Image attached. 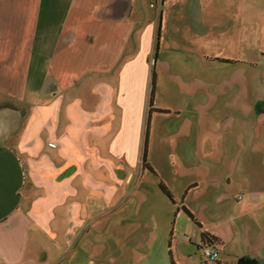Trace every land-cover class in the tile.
<instances>
[{
    "label": "crops",
    "instance_id": "crops-1",
    "mask_svg": "<svg viewBox=\"0 0 264 264\" xmlns=\"http://www.w3.org/2000/svg\"><path fill=\"white\" fill-rule=\"evenodd\" d=\"M159 1L162 9L150 18L134 0H0V151L15 155L23 172L17 204L0 214V264H92L93 255L79 250L84 241L77 236V216L88 213L97 198L120 195L122 179L135 178L136 189L142 183L141 152L152 75L153 108L167 112L153 114L171 113L155 102L159 69L168 66L160 61L161 52L188 50L201 56L204 67L219 69L220 39L253 28L264 15V0H177L182 13L173 16L163 15L165 0ZM26 86L45 90L41 104L20 116L14 102ZM214 102L216 97L210 96L190 107L194 121L211 124L188 129V134L193 133L188 136L192 146L196 139L200 149L219 147L216 140L222 128L213 121L221 114L216 116L212 110ZM260 103L253 107L249 133L251 157L246 163L252 171L244 180L248 185L226 212L229 218L215 217L210 226L202 224L187 198L199 183L215 186L219 180L202 165L204 173L197 170V177L180 179L173 187L148 162L150 127L146 161L171 192L176 208L153 189L149 196L144 189L134 191L130 203L136 198L141 207L166 210L161 230L158 219L148 218L160 237L166 230L173 234L176 214H185L182 207L193 220L191 225L184 223L182 240L172 241L170 236L168 241H154L155 234L149 230L136 237V255L141 248L149 262H166L167 256L169 264L170 260L201 264L200 236L209 234L222 243L216 257L220 264H237L240 258L264 264V101ZM30 123L39 128L28 127ZM167 134L168 141L176 132ZM175 164L181 161L170 163ZM137 166L140 172L135 176L131 173ZM243 222L247 232L250 223L259 232L249 241L240 233ZM228 223L237 241L229 239ZM194 226L199 239L191 231Z\"/></svg>",
    "mask_w": 264,
    "mask_h": 264
},
{
    "label": "rangeland",
    "instance_id": "rangeland-1",
    "mask_svg": "<svg viewBox=\"0 0 264 264\" xmlns=\"http://www.w3.org/2000/svg\"><path fill=\"white\" fill-rule=\"evenodd\" d=\"M134 1L136 7L143 9L142 13L145 17L154 18L156 12L162 9L159 0ZM176 1H164L163 15L173 16L182 13L179 12L182 3ZM256 21L253 28L241 31L239 35L229 38L223 36L220 39L219 69L204 67L200 64L201 56L190 53L188 50H181L182 53L179 51L176 54L168 52L160 54V61H165L168 66L159 69L161 78L157 82L155 102L158 107L171 110V113L151 114L147 139L150 127H153V136L148 151V162L160 170L164 179L170 182L173 187L178 185L176 182L180 179L188 180L193 175L197 177V173H199L197 170L204 173V170L207 169L209 175L214 173L219 180L218 185L210 186L209 182H201L196 188H191L187 198L194 208L196 207L195 212L202 218L204 225L210 226L215 217L229 218L226 212L235 204L237 196H241L242 188L248 185V182L244 180L251 176L252 170L246 162L251 157L249 149L251 135L249 133L254 121L253 107L257 105L256 103L261 102L260 104H262L264 101V30H262L264 15L260 19L257 18ZM230 41L231 44L227 43ZM179 44H183L182 39H179ZM172 57L176 63L169 59ZM44 90L45 87L41 90L34 86L24 87L20 98L14 102L18 109L17 113L21 116L22 112L28 113L33 106H39ZM210 96L216 97L212 110H216V116L221 114L220 118L216 117V120L213 121L222 128L221 136H217L216 141L219 147H216V150L209 146H203L200 149L196 139L194 140L195 145L192 146L188 138L193 135V133L188 134L190 127L198 128L205 125L209 127L211 125L208 119V121L203 120L200 123L197 122L198 118H195L197 121H194L193 115L189 111L191 106L203 104L202 100L205 98L207 100ZM257 100L260 101L256 102ZM177 111L180 114H177ZM16 120L19 121L18 118ZM25 120L23 119V121ZM31 123L28 127L39 128V125ZM145 127L146 117L144 132ZM167 132H176V134L169 135L175 137V144H173V138L167 141ZM143 136L145 137V134ZM166 142L169 143L165 144ZM213 156L221 159L220 163L215 162ZM209 157L212 161L209 160ZM202 158L204 161L199 165L197 161ZM173 161H181V165L175 164L173 167L170 165ZM137 167V169H132L131 174H135V176L139 174L140 166ZM159 179L160 175L155 171L153 173L145 171L138 189L134 188L135 178L131 182H123L124 179H122L123 188L120 195L111 198H97L88 213L85 215L80 213L77 216L80 226L77 236L79 241H84V243L80 242L79 250L85 254L93 255L94 262L92 264H99L101 261L105 264H169L167 256L166 262H149L143 256L141 248L137 249L139 255H136L133 249L136 237L140 238L148 230L155 234L154 241H168L170 236L174 241L183 239L184 223L188 222L191 225V219L189 220L185 214H176L173 234L166 230L160 237L158 229L155 230L150 226L148 218L152 216L158 219L157 226L161 230L162 223L160 222H162L166 210L161 207V209L157 208V204L154 207V209L157 208L156 210L146 205L141 207V202H136V198L130 203L134 191L140 192L144 189L146 196H149L150 190L153 189L175 211L176 207L159 191L157 187ZM136 197L138 196L136 195ZM211 209L212 211H210ZM228 225L226 232L229 239L232 237V241H237L231 225L229 223ZM233 226L235 225L233 224ZM245 226L243 222L240 230L243 238L252 239L254 233H259L251 223L248 224V232ZM191 231L199 239V231L195 226ZM174 257H176V253H174ZM175 263H177L176 260ZM180 264H184L183 261Z\"/></svg>",
    "mask_w": 264,
    "mask_h": 264
},
{
    "label": "water",
    "instance_id": "water-1",
    "mask_svg": "<svg viewBox=\"0 0 264 264\" xmlns=\"http://www.w3.org/2000/svg\"><path fill=\"white\" fill-rule=\"evenodd\" d=\"M23 172L15 155L0 151V214L8 212L18 202V190ZM237 264H257L255 260L240 258Z\"/></svg>",
    "mask_w": 264,
    "mask_h": 264
},
{
    "label": "trees",
    "instance_id": "trees-1",
    "mask_svg": "<svg viewBox=\"0 0 264 264\" xmlns=\"http://www.w3.org/2000/svg\"><path fill=\"white\" fill-rule=\"evenodd\" d=\"M159 32H160V25L158 26L157 32H156V50L158 49V38H159ZM226 62V61H224ZM153 74V73H152ZM153 92H154V75H152V80L150 84V91H149V98H148V110L146 114V127H145V137L143 141L142 146V152H141V168L145 171L152 172V169L149 167V165L146 162V155H147V134H148V128H149V121L152 113H167L166 111L157 110L153 108ZM155 175V174H154ZM157 187L159 191L170 201L171 204H175L173 201V197L171 192L166 188L160 181L157 182ZM182 210L184 213L191 219V215L182 207ZM200 244L201 248L208 247L216 249L217 252H220L222 243L219 239H217L214 236H211L209 234H201L200 236ZM170 264H174L172 260H170ZM201 264H220L218 261L208 262L207 259H204Z\"/></svg>",
    "mask_w": 264,
    "mask_h": 264
},
{
    "label": "built area",
    "instance_id": "built-area-1",
    "mask_svg": "<svg viewBox=\"0 0 264 264\" xmlns=\"http://www.w3.org/2000/svg\"><path fill=\"white\" fill-rule=\"evenodd\" d=\"M203 233H208L207 229H203ZM204 259H207L208 262L216 261V257L218 255V252L216 249L205 247L202 248Z\"/></svg>",
    "mask_w": 264,
    "mask_h": 264
}]
</instances>
